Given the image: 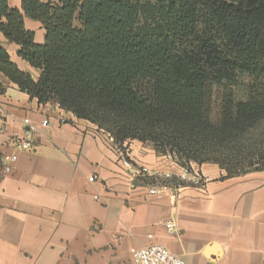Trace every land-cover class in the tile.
I'll return each instance as SVG.
<instances>
[{
  "label": "trees",
  "instance_id": "trees-1",
  "mask_svg": "<svg viewBox=\"0 0 264 264\" xmlns=\"http://www.w3.org/2000/svg\"><path fill=\"white\" fill-rule=\"evenodd\" d=\"M25 17L43 25L44 44ZM0 34L41 77L1 46L0 74L120 147L150 143L235 177L240 140L264 121V0H23L22 10L0 0Z\"/></svg>",
  "mask_w": 264,
  "mask_h": 264
},
{
  "label": "crops",
  "instance_id": "crops-1",
  "mask_svg": "<svg viewBox=\"0 0 264 264\" xmlns=\"http://www.w3.org/2000/svg\"><path fill=\"white\" fill-rule=\"evenodd\" d=\"M22 3L8 0L11 9L22 10ZM24 27L44 44L39 21L25 17ZM0 46L21 72L40 79L41 71L3 34ZM0 90V264H131L132 250L151 242L186 264H264V170L228 177L216 164H193L202 186L151 195L159 182L132 178L95 124L57 104H40L3 74ZM28 129L33 148L18 151L12 137ZM122 148L161 178L180 171L150 143L128 141ZM14 155L17 161L8 162Z\"/></svg>",
  "mask_w": 264,
  "mask_h": 264
},
{
  "label": "built area",
  "instance_id": "built-area-1",
  "mask_svg": "<svg viewBox=\"0 0 264 264\" xmlns=\"http://www.w3.org/2000/svg\"><path fill=\"white\" fill-rule=\"evenodd\" d=\"M59 122L60 124H66L68 121L64 118H60ZM43 125L48 126L49 120H44ZM101 132L104 136H106L113 149H115L119 156H121L120 161H122L123 165L129 171L132 178L147 182V184L151 186L149 181L151 182L154 179H157L159 175L155 172H151L146 166H141L134 163L130 159V154L128 153L129 151H127V149H123L118 144H116L114 138L104 130H101ZM33 141L34 130L31 129L26 130L22 134L15 133L12 137L13 145L18 151H30L33 148ZM168 157L171 158L174 164L179 166L180 171L178 174H173L171 172L165 173L162 176V183H159V186L150 187L149 193L151 195H159L168 192L171 190V188H174V190L178 191L186 185L202 186L204 184L205 180L203 176L193 166L195 163L182 166L176 157ZM7 161L16 162L17 156L14 155L8 157ZM11 171L12 169L10 167L5 169L7 174H10ZM94 181L95 177L89 178L90 183H93ZM165 227L170 234H173L176 231V224L173 220L167 221ZM150 239L152 240L153 238L151 237ZM131 264H186V262L181 257L170 253L163 246L151 242L149 246L143 249L132 250Z\"/></svg>",
  "mask_w": 264,
  "mask_h": 264
},
{
  "label": "rangeland",
  "instance_id": "rangeland-1",
  "mask_svg": "<svg viewBox=\"0 0 264 264\" xmlns=\"http://www.w3.org/2000/svg\"><path fill=\"white\" fill-rule=\"evenodd\" d=\"M241 145L244 147L245 149V153L244 156L246 158V161L243 162L242 165H239L236 169L237 174L235 176H241L244 175L246 173L255 171L256 168L259 167V164H257L256 162H258V160H262V158H264V121L262 123H260L256 128L250 130L245 137H243L240 140ZM152 145V144H151ZM162 156V155H160ZM167 156H171V155H167ZM250 164H252L253 166H250ZM220 167V166H219ZM226 175H229V172H227L226 170H224ZM159 180H153V181H149V183H162V178L160 177V175L158 176ZM141 185H148L147 182H141Z\"/></svg>",
  "mask_w": 264,
  "mask_h": 264
}]
</instances>
